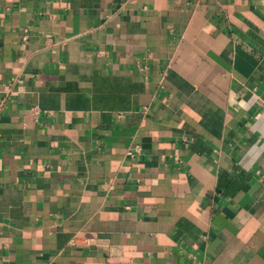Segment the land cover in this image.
<instances>
[{
  "label": "crops",
  "instance_id": "crops-1",
  "mask_svg": "<svg viewBox=\"0 0 264 264\" xmlns=\"http://www.w3.org/2000/svg\"><path fill=\"white\" fill-rule=\"evenodd\" d=\"M0 264H264V0H0Z\"/></svg>",
  "mask_w": 264,
  "mask_h": 264
},
{
  "label": "built area",
  "instance_id": "built-area-1",
  "mask_svg": "<svg viewBox=\"0 0 264 264\" xmlns=\"http://www.w3.org/2000/svg\"><path fill=\"white\" fill-rule=\"evenodd\" d=\"M23 35H22V39L25 40L26 39V31L23 30ZM33 111H36V108L34 107L33 108ZM36 113V112H34ZM120 116V115H119ZM141 152V147L140 145L136 144V145H133L132 147H130V149L127 150L126 152V156L132 160L134 159L137 155H139Z\"/></svg>",
  "mask_w": 264,
  "mask_h": 264
}]
</instances>
